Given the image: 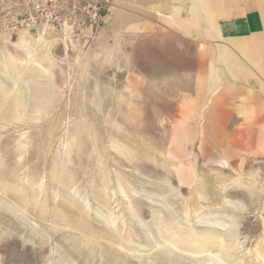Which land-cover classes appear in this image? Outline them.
<instances>
[{"label": "rangeland", "instance_id": "1", "mask_svg": "<svg viewBox=\"0 0 264 264\" xmlns=\"http://www.w3.org/2000/svg\"><path fill=\"white\" fill-rule=\"evenodd\" d=\"M10 4L0 264H264V159L217 148L199 42L124 3L87 43L64 40L13 29Z\"/></svg>", "mask_w": 264, "mask_h": 264}, {"label": "crops", "instance_id": "2", "mask_svg": "<svg viewBox=\"0 0 264 264\" xmlns=\"http://www.w3.org/2000/svg\"><path fill=\"white\" fill-rule=\"evenodd\" d=\"M117 3L138 24L199 42L198 88L221 114L210 125L217 148L238 163L264 159V0H114L105 23Z\"/></svg>", "mask_w": 264, "mask_h": 264}, {"label": "built area", "instance_id": "3", "mask_svg": "<svg viewBox=\"0 0 264 264\" xmlns=\"http://www.w3.org/2000/svg\"><path fill=\"white\" fill-rule=\"evenodd\" d=\"M13 29L56 33L87 43L105 23L114 0H10Z\"/></svg>", "mask_w": 264, "mask_h": 264}, {"label": "bare ground", "instance_id": "4", "mask_svg": "<svg viewBox=\"0 0 264 264\" xmlns=\"http://www.w3.org/2000/svg\"><path fill=\"white\" fill-rule=\"evenodd\" d=\"M21 33V32H20ZM22 34V33H21ZM20 34V35H21ZM22 36H23V34H22ZM42 36V35H41ZM20 38V40H19V43H18V45L20 46V47H26V45H28L27 44V40L25 39V38H21V37H19ZM42 38V37H41ZM33 39V38H32ZM30 45V44H29ZM28 47V46H27ZM41 50V46L39 45V44H35V45H33V49L32 50H29V52H27V55L29 56V58L30 57H32V56H34V55H40V51Z\"/></svg>", "mask_w": 264, "mask_h": 264}]
</instances>
